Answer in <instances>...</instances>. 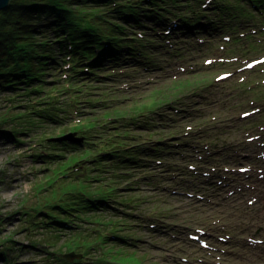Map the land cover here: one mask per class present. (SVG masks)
<instances>
[{"label": "rangeland", "instance_id": "rangeland-1", "mask_svg": "<svg viewBox=\"0 0 264 264\" xmlns=\"http://www.w3.org/2000/svg\"><path fill=\"white\" fill-rule=\"evenodd\" d=\"M254 13L245 22H230L232 30L227 32L207 28L195 35L185 29L186 33L165 36L147 25L142 29L146 35L140 37L135 36L140 29L131 28L125 37L156 41L148 42L150 62L144 58L109 64L97 79L87 76L79 81L72 90L78 96L56 89L50 95L42 93L47 101L52 95L59 109H69L63 105L75 98L79 103L61 113V126L27 127L32 121L23 117L26 129L18 147L0 138V240L9 238V247L18 249L12 264H58L70 252L80 257L69 261L87 256L89 264H101L95 259L102 244L85 255L87 247L71 251L69 240L113 229L122 237L125 251L142 257L141 264H264V63L248 67L250 60L264 56V11ZM64 73L51 70L44 76L45 89L66 85L63 78L56 80ZM223 73L229 76L221 78ZM6 96L11 95L0 93V114L25 109L24 100L12 105ZM81 114L97 118V126L105 130L94 133L95 143L113 139L136 148H166L155 157L145 155L133 168H116L112 159L98 166L103 171L95 170L90 160L81 163L84 169L73 176H87L91 166V176L112 181L122 201L118 210L75 217L73 228L62 231L34 230L23 221V210L57 198L52 199L50 187L38 188L47 181V172L54 175V165L31 155L48 146L42 137L56 140L62 131L70 141L80 138L70 128ZM118 129L122 132L113 137ZM54 152L69 155L61 149ZM215 159L221 163L209 164ZM210 166L216 173L206 180L203 173ZM31 240L41 245L33 247Z\"/></svg>", "mask_w": 264, "mask_h": 264}, {"label": "trees", "instance_id": "trees-1", "mask_svg": "<svg viewBox=\"0 0 264 264\" xmlns=\"http://www.w3.org/2000/svg\"><path fill=\"white\" fill-rule=\"evenodd\" d=\"M261 11H264V0H10L9 5L0 10V93L11 95L6 97L12 105L22 100L26 103L23 110H7L0 114V138L18 147L23 142L20 134L26 129L21 123L23 117L32 121L25 125L27 127L48 123L61 126L64 121L61 113H67L75 103H79L75 98L63 105L69 106V109H59L52 95L47 101L42 93L50 95L56 89L67 91L68 96H78L72 90H77L79 81L84 77L97 79L102 68L109 64L118 65L124 60L138 63L150 58L148 42L155 44L156 41L125 37L131 28L140 29V37L146 35L142 29L147 25H152L154 32L158 29L161 32L170 30L171 34L193 31L195 35H201L202 29L207 28L227 32L232 30L230 22H245L251 12ZM138 32L134 35L137 36ZM148 60L150 62L152 58ZM55 69L66 71V78L62 75L56 79H64L66 85L61 82L62 87L54 85L45 89L47 81L44 76ZM100 102L103 105L104 101ZM43 103L47 105L43 106ZM19 106L14 105V108ZM101 110L104 114L102 118H106V107L102 106ZM83 118L88 117L81 114L70 128V131L79 132L80 138L70 141L63 137L62 131L55 135L56 140L51 138L48 141L49 137H42L41 140L48 146L43 145L31 155L35 160L42 159L54 165V175L47 172V181L38 188L50 187L52 199L57 198L54 202L32 206L30 211L23 210V221L34 230L62 231L73 228L75 217L82 219L85 215L116 210V206L122 204L117 198L116 186H111L109 183L112 181L107 182L106 178L101 177L100 180L91 176L90 172L100 169L98 166L106 159L117 162L114 163L118 166L116 168L140 166L145 155L155 157L166 148L159 145L136 148L126 146L124 142L116 143L113 139L107 140L106 144L114 145L104 144L103 139L95 143L91 139L94 133H104L105 130L100 124L97 126V118L87 119V122ZM123 128L127 133L128 129ZM120 130L114 131L113 137L119 136ZM39 144L42 145L41 142ZM100 144L102 147L98 149ZM56 149L66 150L69 155H58L54 152ZM56 157H59L57 162L48 161ZM88 160L95 164V170L90 166L87 176H81V172L74 177L78 170L84 169L81 163ZM113 236L115 240L110 239ZM77 238L69 240L68 246L71 251L87 247L83 250L85 255L88 249L102 244V251L95 259L101 264L142 262V257L134 251L122 248V237L114 229L110 233L96 232L81 240ZM9 240H0V261L6 264H12L13 252L18 250L9 247ZM31 242L33 247L41 245L38 241ZM86 257L74 261L61 258L58 264H89Z\"/></svg>", "mask_w": 264, "mask_h": 264}, {"label": "water", "instance_id": "water-1", "mask_svg": "<svg viewBox=\"0 0 264 264\" xmlns=\"http://www.w3.org/2000/svg\"><path fill=\"white\" fill-rule=\"evenodd\" d=\"M9 3H10V0H0V10L3 8H6L9 5ZM65 137H68V136H65ZM65 256L68 260H72L76 256L80 257V254L70 252L66 254Z\"/></svg>", "mask_w": 264, "mask_h": 264}, {"label": "bare ground", "instance_id": "bare-ground-1", "mask_svg": "<svg viewBox=\"0 0 264 264\" xmlns=\"http://www.w3.org/2000/svg\"><path fill=\"white\" fill-rule=\"evenodd\" d=\"M221 61H222V58H221ZM256 66V65H255ZM213 162H215L216 164H220L221 163V161L220 160H218V159H215L214 161H209V164H212L213 165ZM224 164V163H223ZM209 170H214L215 171V169L213 168V166H210L209 167ZM212 172V171H211ZM216 172V171H215ZM205 175H210V173L209 172H206V173H204ZM234 179V178H233ZM235 180V179H234ZM219 189H221V186L219 187ZM220 194H222L221 192H219Z\"/></svg>", "mask_w": 264, "mask_h": 264}]
</instances>
